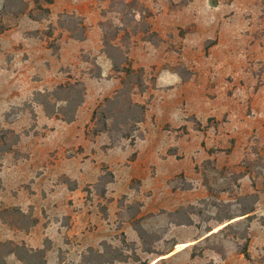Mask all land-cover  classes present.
<instances>
[{
	"label": "rangeland",
	"instance_id": "374dc122",
	"mask_svg": "<svg viewBox=\"0 0 264 264\" xmlns=\"http://www.w3.org/2000/svg\"><path fill=\"white\" fill-rule=\"evenodd\" d=\"M125 1L134 2L132 14L135 20L128 25L130 48L143 42L142 23H150L153 17L147 3L152 4L158 12L164 11L168 6L170 10H177L190 2L195 3L191 11L201 22V32L213 37L209 40L217 42L214 38L222 27L225 29L219 52H209L207 40L202 47V52L205 53L191 59L192 63L196 61V64L211 69L210 73L200 78L196 76L190 88L159 90L151 108L156 114L157 124L162 125L166 122H178L179 106L183 103L189 112L200 115L203 121L201 130L197 129L196 114L187 118L189 124H193V131L185 139L186 143L192 145V155L200 159V163L195 165L193 180L190 181L175 169L179 164L156 161L160 178L167 173L171 174L154 184L156 194L147 186L144 198L147 203L154 198L152 206L156 208L145 211L146 216L136 223L144 231V238L137 232V241L128 239L126 229H131L128 221L130 216L127 209L122 210L120 206L123 204L124 207L130 201L128 195L127 198L123 196L124 191L131 188V193H135L141 186V180L134 178L130 186L123 180L118 184L111 183L108 185L107 196L103 198L96 195L93 188L95 182L90 181L93 175L90 176L83 194L87 198L86 202H90L98 214L112 217L104 230L106 233L103 232V238L98 243L95 242L97 246L91 244L94 241L90 237L86 240L81 234H63L60 237L61 248L50 257L57 260L55 263L52 260L51 264H93L102 259L108 262L100 264H151L155 258L159 260L152 264H264V157L260 154L261 145L264 147V126L261 128L257 125V119L264 117V103L260 104L258 110L251 103L252 95L264 85V0ZM111 4L112 0H53L50 4L43 3L51 9L49 17L36 20L28 15V11L35 6V0H11L6 8L5 0H0V131L13 129L21 134L16 150L0 157L1 209L11 208L13 195L19 196V193L23 195L20 202L26 207L27 195L32 194L34 188L44 196L48 188L47 182H43L45 172L50 173L59 158L69 161L70 169L77 170L79 164L85 161L86 155L92 156L97 162L99 154L104 158V153L112 148L107 133L101 132L98 138L93 134L91 121V114L97 104L106 96L114 94L121 86L122 74L113 70L112 59L103 51L104 28L111 35L114 25L121 26V19L125 18V14ZM21 8L26 10L16 14L15 9ZM81 9H84L83 18L87 26V38L83 41L72 38L59 24V15L63 11L80 15ZM37 13L40 12L34 11L35 15ZM195 17L190 14L186 16L187 19ZM186 31L188 29L179 27L177 35L171 32L164 43L161 37L162 45L165 44L162 48L156 47L161 43L148 44V60L143 67L148 88L145 92L133 95L136 101L145 103L147 108L152 104L154 95L151 88L154 87L161 68L175 70L183 65L189 69L186 62L181 60L184 52L182 40ZM123 33L122 30L115 41L121 45L125 37L122 36ZM199 43L197 40L191 41L192 49L197 51ZM162 55L166 59L177 56L175 64L166 63L161 67L158 62ZM134 67L140 68L135 64ZM239 72L251 75L255 83L250 85L248 76L244 84L247 89H237L233 82ZM75 80L86 85L85 102L77 111L78 132L82 143L73 144L70 141L61 151L57 147L65 138L73 140L74 136L61 126H68L61 119V114L47 113L43 101L47 92L58 84ZM51 103H54L52 98ZM61 105L63 103L56 105L55 113ZM241 122L249 129V134L240 135L238 127ZM83 128L87 140L83 139ZM179 130V137L188 132L186 126H181ZM142 132L140 131L141 134ZM147 133L148 137L140 146L142 152H155L166 143L162 130L148 128ZM136 135L138 137L139 132ZM167 142L173 143V139H167ZM117 146L132 147L128 139H122ZM236 146V154L229 162L228 158ZM173 150L171 147L168 153ZM201 153H207L213 158L201 160ZM177 154L178 158L183 157L181 151ZM119 161L117 167L120 171L128 164L124 163V159ZM224 162L228 163L223 164ZM29 163L33 166L31 170H28ZM16 164H22V181L13 186V168ZM152 171L155 175V168ZM242 173L244 175L239 177ZM61 180L59 176L52 183H60ZM187 184L191 188H187ZM252 193L258 195L256 217L252 221L212 234L199 242L194 241L201 236L206 237L208 229L213 231L207 236L224 226L219 224V217L223 216L225 210L218 208L216 204H232L233 211L236 207H241V204H249V200L241 199ZM180 205H194L188 213L193 224L178 225L171 219L169 211L179 209ZM28 209L29 206L25 208L26 212L30 210ZM134 210L132 208L131 211ZM63 223L67 224V221L63 220ZM246 226H249L251 259H247L241 252V244L244 242L242 233ZM87 228L95 230L97 224L91 222ZM19 231L24 232L13 229V226L0 218V242L13 237L21 242V238H17ZM186 243L187 246L184 245ZM49 244L48 238L45 239L44 245ZM172 249V254L160 255ZM225 259L228 260L224 262ZM5 261L6 264H25L12 254L7 255Z\"/></svg>",
	"mask_w": 264,
	"mask_h": 264
},
{
	"label": "crops",
	"instance_id": "0c3cea01",
	"mask_svg": "<svg viewBox=\"0 0 264 264\" xmlns=\"http://www.w3.org/2000/svg\"><path fill=\"white\" fill-rule=\"evenodd\" d=\"M147 6H150L153 17L151 18V25L152 29L159 33V35L164 39L162 43L165 42L166 39H168L169 34L173 32L176 34V30L180 27L184 30L188 29V32L186 31V35L183 38V49L184 52L181 54V60L183 62H186V64L189 66V69L193 72L191 78L189 80H183L181 75L177 73L175 70H171V68H161L156 79V83L153 88H151V92L153 93V101L152 104L149 105V108H147L145 120L140 124V130L142 132L141 136L136 137V140L134 144H131L132 147L126 146L125 148L122 146H112V148L108 149V152L104 153L103 155H98V161L95 162L93 157H89V155H86L85 161H82L81 164H79L78 169H70V163L69 161L62 160V158H59V160L53 165V167L50 170V173L45 172V178L43 179V182H47L46 186L48 187L45 191V195L41 196L39 191L34 188V192L32 194H28L26 200H28V204L26 207L20 202L21 195L19 193V196L13 195V206H19L23 211L26 212L25 208L29 206H32L33 208V215L38 219L37 223L32 226L28 231L23 230L19 231V237L21 238V242L16 241V238L13 237V239L8 240H14L18 243H25L29 248L37 249V248H43L45 247L44 241L48 238L49 241V248L46 252V259L48 264H51L52 260L55 263L57 258L51 259L54 256V252H57L59 248H61L62 244L60 241V237L63 234H68L69 236H74L76 234H81L83 237H86V240L93 239L94 246L96 245L95 242H99L98 240H101L103 238V234L106 232L104 230L107 229V223L111 221V218H108V215L105 217H102L101 214H98V212L95 210V207L91 205L90 202H86V199L84 197L83 192L85 191L84 186L86 182H89L88 179L90 176L93 175V178H91L90 181L97 182L99 176L104 172L103 167L107 166L110 171L114 174V181L111 183H119L120 180H123L126 185L130 186V183L134 178H139L141 180V186L135 193H131L133 189H129L128 191H124L125 198H127V195L130 198V201L127 203V205L121 204L120 208L122 210H125L133 203L139 202L141 203L139 213L137 214L138 217L144 218L145 211H153L156 207L152 206L153 199L147 203L145 200V192L148 187H151L153 190V194H156L157 190L155 191L153 186L155 183L160 182V179H164L168 177L171 173H167L160 178V171L159 167L157 165L156 161H162L166 164L174 163L179 164L177 166V171L179 173H183L185 178L189 179L190 181L193 180V169L197 163H200V159L197 157H193L192 155V145L190 143H186L185 139L190 135V132L193 131V124H189L190 122L187 120L190 115L194 116L196 118V121L198 120L200 123L203 122L200 119V115H197V113L189 112L186 109L185 103L181 104L179 107V120L177 123H171L166 122L165 124H157L156 120V114L154 111H151V108L153 106V103L156 99V94L159 90H167L172 89L174 87H183V88H190L192 86V82L194 81V78L201 77V76H207L208 73H210L211 69H206L205 65H198L196 64V61L192 63L191 59L194 58L196 55H203L205 53L202 52V47L205 44L207 40L210 38H213L211 35H204L202 31V25L201 22L195 17L194 13H192V9L195 6V3L190 2L187 6H184L182 8H179L177 10H170L169 6L162 12H158L154 9V6L152 4L147 3ZM49 7V6H46ZM50 8V7H49ZM51 11V9H50ZM64 12V11H63ZM62 12V13H63ZM67 12V11H65ZM82 15H85L84 9H81L79 11ZM71 13V12H69ZM51 14V12H50ZM191 15L195 18L187 19V15ZM45 19V18H44ZM225 37V29L224 27L221 28L220 32L218 33V36L214 39L217 40L214 44L210 45L208 47L209 52H219V50L222 49V43L224 41ZM193 40L199 41V46L197 51L193 50L191 47L190 42ZM83 41V40H82ZM162 43L159 46L162 48L165 46V44L162 45ZM148 44H151L150 41L143 40V42H138L137 45L130 48L131 53V59L134 64L139 67L146 66L148 58L147 52L149 51ZM154 45V44H153ZM155 46V45H154ZM197 52V53H196ZM137 57H140L138 59ZM177 56H174L172 59H166L163 58V55L160 58V61L158 62L160 66L162 67L166 63H169V65L175 64V59ZM244 73V72H243ZM242 72H239V76L235 78V81L233 84L242 91V89H247L244 84L247 81L248 76H250L249 84L252 85L255 83V80L251 75L243 74ZM194 88V87H193ZM264 85H262L257 92H255L252 95L251 103L252 105L258 110L261 103H264ZM182 105L184 108L182 109ZM92 116V114H91ZM78 118V115H77ZM201 120V121H200ZM257 125L261 126V128L264 126V117H261L260 119H257ZM78 119L68 123V126H63L66 131H69L74 136L73 140H69V137L61 143L57 148L61 151L65 149V144L69 143H82V138L79 131ZM241 125H239L238 129L240 132V135L242 134H249V129L241 122ZM186 126L188 132L185 133L183 136L179 137L177 136L179 132H181L180 127ZM202 127V123H201ZM143 128V129H142ZM148 128H157L159 130H162L165 133L166 137V143L164 146L155 151V152H142L140 149L141 144L146 140L148 137L147 130ZM254 128V127H253ZM252 128V131H253ZM197 129L201 130L200 127H197ZM263 130V129H261ZM251 131V132H252ZM54 132V131H53ZM85 128L82 129L81 133L83 135V139L87 140L86 134H85ZM145 133V134H144ZM97 134V138H98ZM96 136V135H95ZM167 139H173V143L167 142ZM130 140V139H128ZM179 140V141H178ZM89 141V140H88ZM91 141V140H90ZM92 142V141H91ZM263 144V143H260ZM173 148L174 150L171 153H168L170 148ZM236 148H234L233 152L231 153L229 159V162L231 161L232 156L236 154ZM263 148V149H262ZM176 150L181 151V155L183 154V157L178 158V154ZM59 151V152H61ZM88 154V153H85ZM260 154L264 157V147L261 145L260 147ZM201 160H206L208 158H213L211 155L207 153H201ZM151 158L153 160H151ZM104 159V160H102ZM124 159L127 166L124 167V169L119 171V168L117 167L119 165V160ZM195 160V161H194ZM228 163V162H227ZM223 163V164H227ZM33 166L28 165V170L32 168ZM22 164L15 165L13 168V186L19 184L22 180H20L21 177V170H22ZM155 168V175H153V169ZM56 169V170H55ZM174 169V170H175ZM17 172H19L17 174ZM120 172V173H119ZM144 173L147 175L144 176ZM53 176V177H52ZM60 176H67L71 180L75 181L77 183L76 187H69V185L63 180L60 181V183H52L54 179H57ZM173 176V175H172ZM161 180V181H162ZM95 183L93 185V188L95 189ZM106 186V192L104 196L99 195L96 192V195L99 197H106L107 196V190L108 185ZM148 186V187H147ZM191 188V187H190ZM84 190V191H83ZM160 191V189H159ZM122 196V197H123ZM121 197V198H122ZM146 197V196H145ZM71 200H73L71 202ZM120 201V200H119ZM129 204V205H128ZM183 206V205H180ZM126 208V209H124ZM28 209V210H29ZM176 209V208H175ZM175 209L173 211H175ZM172 210V209H171ZM172 212V211H169ZM150 213V212H149ZM63 220L67 221L66 223H63ZM130 221V228L126 229V233L128 234V239L137 241L138 240V230L133 225V219L129 218ZM93 222L94 224H97V228L92 231L87 228L88 225ZM186 225V224H182ZM13 229L21 230L18 228L13 227ZM209 230V229H208ZM207 230V231H208ZM208 233L212 232H207ZM105 232V233H103ZM138 232V233H137ZM205 237L201 236L194 241L199 242L203 240ZM192 242V241H190ZM86 242H83L85 244ZM90 245V244H89ZM187 246L188 244H184ZM97 246V245H96ZM174 252V250H169L166 253L160 254L161 256L170 255ZM252 252V249H251ZM252 254V253H251ZM15 256L14 254H12ZM254 257V254L252 255ZM16 257V256H15ZM51 257V258H50ZM18 259V258H17ZM20 260V259H18ZM159 259L155 258L152 260V263L157 262ZM228 259H225L224 262H226ZM21 261V260H20ZM49 261V262H48ZM149 264V262H147ZM82 264V263H79Z\"/></svg>",
	"mask_w": 264,
	"mask_h": 264
},
{
	"label": "trees",
	"instance_id": "16d2710c",
	"mask_svg": "<svg viewBox=\"0 0 264 264\" xmlns=\"http://www.w3.org/2000/svg\"><path fill=\"white\" fill-rule=\"evenodd\" d=\"M9 1L5 0V6ZM53 0H35V6L28 11V15L36 20H42L48 18L50 15V8L43 5V3H52ZM134 2L125 0H112L111 6H115L119 9V12L125 14V18L121 19L122 25H114L112 34H108L106 27L103 35V51L112 59L113 70L122 74L120 76L121 86L117 88L111 96H106L101 100L94 108L91 116L93 122L92 131L94 135L105 132L109 135L111 146H116L122 139H130L131 144H134L136 140V133H140V124L145 120L147 105L145 103L136 101L133 95L136 92H145L148 88V83L145 78V69L143 67L135 68L132 63V59L129 56L130 42H129V30L128 25L135 20L133 12ZM26 9H15V13H22ZM34 11L40 13L34 14ZM131 14V15H130ZM59 24L64 27L70 36L76 40H85L87 38V26L84 22V18L75 13L63 12L59 15ZM143 40L153 42L159 45L163 39L159 34L151 29V24L147 21L142 23ZM123 33V44L115 42L118 39L119 33ZM215 40H209L206 45L207 48L210 43H215ZM1 49V44H0ZM58 50V47H56ZM175 71L181 75L183 80H189L193 74L190 69L185 66L176 67ZM101 72L99 73V76ZM86 85L80 81H66L58 84L52 91L47 92L46 98L43 101V105L48 114H61L62 120L71 123L77 119V111L81 105L85 102ZM51 98L54 99V103H51ZM63 103L55 113V107L57 104ZM52 105V108H50ZM197 127L201 126V123L197 120ZM21 140V134L13 129H2L0 131V157L6 152H14L16 145ZM104 172L99 176L95 183L96 192L104 196L106 192V186L110 182L114 181V174L108 169L107 166L103 167ZM244 173L239 174L242 177ZM63 182L67 183L69 187H76L77 183L71 180L67 176L62 177ZM187 188L191 185L187 184ZM249 200V204H241V207H236V210H231L229 203L216 204L218 208L225 210L223 216L219 217V224L224 225L218 231L211 233L204 239H207L212 234L224 232L227 229H233L236 226L243 224L244 222L252 221L255 215V204L258 200L256 193L247 194L242 197L241 200ZM141 203L135 202L127 208L130 218L133 219V225L138 230L141 238H144L143 229L139 228L136 223L142 220V217L137 218ZM134 208V211H131ZM194 208V205L188 207L181 206L179 209L170 212L171 219L178 225L193 224L192 217L189 216V210ZM131 209V210H130ZM184 215V217H183ZM179 217V218H178ZM0 218L9 223L11 226L28 231L34 226L38 219L33 215V208L30 207L28 212L23 211L19 206H12L7 208H0ZM248 228L246 226L242 233L244 242L241 244V252L247 259H251L249 252L250 238L248 235ZM209 229L207 232L212 231ZM49 246L45 245L43 248H29L25 243H18L14 240H5L0 242V264H6L5 257L10 254H14L18 259L25 264H48L46 259V252ZM106 260H99L93 264L106 263ZM86 263V261H85ZM143 264H148L147 262ZM212 264V263H211Z\"/></svg>",
	"mask_w": 264,
	"mask_h": 264
}]
</instances>
